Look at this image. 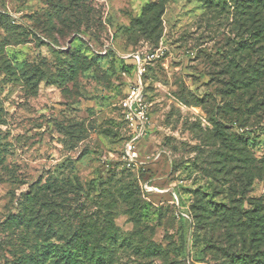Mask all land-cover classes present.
I'll return each mask as SVG.
<instances>
[{"label": "rangeland", "instance_id": "374dc122", "mask_svg": "<svg viewBox=\"0 0 264 264\" xmlns=\"http://www.w3.org/2000/svg\"><path fill=\"white\" fill-rule=\"evenodd\" d=\"M262 24L251 0H0V264L81 213L127 236L110 264L264 260ZM136 56L149 123L128 168Z\"/></svg>", "mask_w": 264, "mask_h": 264}, {"label": "trees", "instance_id": "16d2710c", "mask_svg": "<svg viewBox=\"0 0 264 264\" xmlns=\"http://www.w3.org/2000/svg\"><path fill=\"white\" fill-rule=\"evenodd\" d=\"M256 4L262 3L264 0H251ZM264 26V24H262ZM264 33V29L261 25L258 27V32ZM132 63L123 64L125 71H130ZM33 192L26 196L27 205L33 204L37 201L40 194ZM52 193V192H50ZM46 194V200L50 201L55 198ZM30 211H36L39 215V210L34 208ZM36 216L27 215L24 211L13 218V222L17 225L29 227L31 221ZM75 225L68 224L62 227H55L50 222H35L33 227L34 239L14 252L13 259L9 260L7 264H110L113 260V255L117 246L124 245L127 241V236H124L118 226L114 223L112 217L103 216V222L100 218L91 220L90 217H86V214L81 213L77 217ZM96 220V221H95ZM51 238H57L62 242L61 246H57L54 243L53 248L55 252H50L51 255H46L50 250L48 249ZM137 249L138 247H132ZM143 252L146 254L162 253L161 247L153 245H147L144 247ZM164 254V253H163ZM50 257V259L48 258ZM242 264H264V260L259 258L246 259L242 258Z\"/></svg>", "mask_w": 264, "mask_h": 264}, {"label": "built area", "instance_id": "2783aa9c", "mask_svg": "<svg viewBox=\"0 0 264 264\" xmlns=\"http://www.w3.org/2000/svg\"><path fill=\"white\" fill-rule=\"evenodd\" d=\"M133 63L137 66L134 78L119 102L122 120L129 134V138L124 144L123 153L124 164L128 168L134 166L138 159L135 141L146 133L149 123L147 103L145 101L142 83V75L145 67L138 56L135 57Z\"/></svg>", "mask_w": 264, "mask_h": 264}]
</instances>
